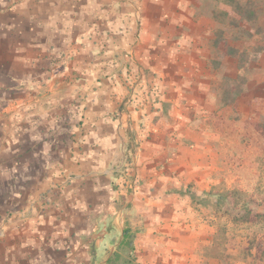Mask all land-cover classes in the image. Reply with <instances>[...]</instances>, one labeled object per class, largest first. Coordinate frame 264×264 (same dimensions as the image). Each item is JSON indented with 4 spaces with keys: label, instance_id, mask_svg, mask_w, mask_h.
Instances as JSON below:
<instances>
[{
    "label": "crops",
    "instance_id": "obj_1",
    "mask_svg": "<svg viewBox=\"0 0 264 264\" xmlns=\"http://www.w3.org/2000/svg\"><path fill=\"white\" fill-rule=\"evenodd\" d=\"M235 15L231 0H0V264H91L93 227L110 255L129 214L217 184L227 139L247 150L264 123V25Z\"/></svg>",
    "mask_w": 264,
    "mask_h": 264
},
{
    "label": "rangeland",
    "instance_id": "obj_2",
    "mask_svg": "<svg viewBox=\"0 0 264 264\" xmlns=\"http://www.w3.org/2000/svg\"><path fill=\"white\" fill-rule=\"evenodd\" d=\"M249 1L251 2L250 8L254 9V13L257 16L253 21L247 23L250 29L258 30L264 25V0H238V3L243 5L244 10L247 9L245 6ZM241 21L243 20L240 17L234 16L233 24H239ZM243 22L245 23V21ZM262 124L259 126L262 128L261 130L255 123L253 125L249 123L248 131L249 139H251L247 150L245 149L247 146L243 145L248 140L245 135L242 138L244 142L240 141L239 144H237L238 140L234 139L236 132H233V138L227 139L228 143L225 145V152L233 161L227 171L219 170L218 179H215L217 184L213 186L216 189L233 188L241 190L245 194V199L251 201V204L264 200V163L258 161L264 155V125ZM242 130L240 128L241 134ZM191 190L193 189H186L184 193L185 197H187V204L182 210L176 209L173 211L172 208L176 201L173 198L166 197L168 198L167 204L169 207L167 206L168 208L165 209L162 205L157 204L158 206L154 207V211H148L150 217H146L147 221L145 219L142 220L141 214L144 213L142 211H139V213L141 212L139 215L129 214L128 217L130 219L132 217L135 219L131 220L133 225L128 226L127 229L129 228L128 230L131 231L133 228H137L138 230L134 232V236L135 233H144L146 238H151V242H146L145 240H140L138 236L134 237V240L138 239L136 251L134 250L129 256L133 264H220L217 261L218 257L215 255L219 251L215 245L214 238L218 233L219 227L228 220L224 217L220 218L211 207L199 206L194 202V198L200 199L204 197L202 193L197 194ZM171 215H179V218L175 220ZM96 218L97 220L102 219L103 215ZM137 218L140 219L137 220ZM254 220L255 218L250 219V223ZM134 223H137L136 226H134ZM233 228L235 242L241 243L243 247L246 246L245 244L250 238L257 240L264 234V226L261 224H242ZM93 229H96V231L95 240L92 242L93 253L91 261L93 263L91 264H106L105 261L111 256L108 253L113 248L108 243H102L100 236L106 231L107 227L95 226ZM228 232L229 234L231 233V231ZM147 246L148 248H146ZM225 248L223 249L225 250ZM232 248L226 251L228 253H237V249ZM261 251V244L256 242L250 248L247 259H233V264H264V261H259ZM123 254H127V252H123ZM227 264L230 263L227 262Z\"/></svg>",
    "mask_w": 264,
    "mask_h": 264
},
{
    "label": "trees",
    "instance_id": "obj_3",
    "mask_svg": "<svg viewBox=\"0 0 264 264\" xmlns=\"http://www.w3.org/2000/svg\"><path fill=\"white\" fill-rule=\"evenodd\" d=\"M238 0H231V6L233 12L237 14L241 20L245 22L253 21L254 9L250 8L251 2L246 3V8L243 10V5H240ZM240 5V6H239ZM253 6V5H252ZM251 14V15H250ZM204 198L195 199L199 206L211 207L215 214L220 218L224 217L228 221L224 225H221L218 229V233L215 236V245L219 253L215 254L220 264H233V259L245 260L248 258L249 250L254 243L259 242L262 247V253L259 261H264V234L260 239L250 238L246 242V246L243 247L241 243H236L233 235L232 227L242 224H261L264 226V200L253 202L245 199V194L238 189H216L212 188L209 191L203 193ZM255 218L250 223V219ZM231 228V229H230ZM228 231H231L229 234ZM127 234V235H126ZM233 236V239H232ZM134 235L128 233V229L123 234V241L118 245L115 252L111 254L105 261L106 264H133L132 259L129 256L134 252ZM235 242V243H234ZM234 245V246H233ZM224 247L225 250L223 249ZM237 249V253H228L226 250ZM216 249V248H215ZM127 252V254H123ZM222 253V254H221Z\"/></svg>",
    "mask_w": 264,
    "mask_h": 264
}]
</instances>
